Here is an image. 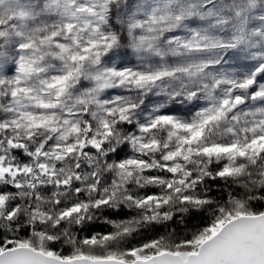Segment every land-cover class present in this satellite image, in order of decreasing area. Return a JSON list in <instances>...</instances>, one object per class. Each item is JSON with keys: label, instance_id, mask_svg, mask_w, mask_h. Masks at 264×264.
<instances>
[{"label": "rangeland", "instance_id": "1", "mask_svg": "<svg viewBox=\"0 0 264 264\" xmlns=\"http://www.w3.org/2000/svg\"><path fill=\"white\" fill-rule=\"evenodd\" d=\"M117 121L123 183L264 151V0H0V133L60 155Z\"/></svg>", "mask_w": 264, "mask_h": 264}, {"label": "trees", "instance_id": "2", "mask_svg": "<svg viewBox=\"0 0 264 264\" xmlns=\"http://www.w3.org/2000/svg\"><path fill=\"white\" fill-rule=\"evenodd\" d=\"M128 130L117 121L100 144L78 138L60 155L0 133V251L28 245L64 259L125 261L187 254L227 220L264 212V151L232 173L210 156L188 161V183L155 165L145 181L123 183Z\"/></svg>", "mask_w": 264, "mask_h": 264}, {"label": "water", "instance_id": "3", "mask_svg": "<svg viewBox=\"0 0 264 264\" xmlns=\"http://www.w3.org/2000/svg\"><path fill=\"white\" fill-rule=\"evenodd\" d=\"M0 264H264V212L237 215L185 255L162 251L145 258H60L17 245L0 251Z\"/></svg>", "mask_w": 264, "mask_h": 264}]
</instances>
